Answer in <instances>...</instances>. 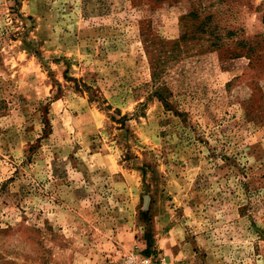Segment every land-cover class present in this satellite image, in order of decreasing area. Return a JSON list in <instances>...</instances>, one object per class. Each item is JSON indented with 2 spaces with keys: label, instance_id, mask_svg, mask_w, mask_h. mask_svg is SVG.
Returning <instances> with one entry per match:
<instances>
[{
  "label": "rangeland",
  "instance_id": "374dc122",
  "mask_svg": "<svg viewBox=\"0 0 264 264\" xmlns=\"http://www.w3.org/2000/svg\"><path fill=\"white\" fill-rule=\"evenodd\" d=\"M13 4L0 264H264V0Z\"/></svg>",
  "mask_w": 264,
  "mask_h": 264
},
{
  "label": "built area",
  "instance_id": "2783aa9c",
  "mask_svg": "<svg viewBox=\"0 0 264 264\" xmlns=\"http://www.w3.org/2000/svg\"><path fill=\"white\" fill-rule=\"evenodd\" d=\"M159 261L157 258L132 254L127 257L123 264H166L163 260Z\"/></svg>",
  "mask_w": 264,
  "mask_h": 264
},
{
  "label": "trees",
  "instance_id": "16d2710c",
  "mask_svg": "<svg viewBox=\"0 0 264 264\" xmlns=\"http://www.w3.org/2000/svg\"><path fill=\"white\" fill-rule=\"evenodd\" d=\"M10 1L14 3L12 6H10L11 13L12 14H19V8H18V6L20 5V3L23 0H10ZM46 125L48 127L47 132H49V130H50V122H49V120H46ZM44 129H45V127H44Z\"/></svg>",
  "mask_w": 264,
  "mask_h": 264
}]
</instances>
